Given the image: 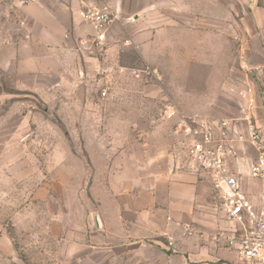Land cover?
Wrapping results in <instances>:
<instances>
[{"label":"rangeland","instance_id":"obj_1","mask_svg":"<svg viewBox=\"0 0 264 264\" xmlns=\"http://www.w3.org/2000/svg\"><path fill=\"white\" fill-rule=\"evenodd\" d=\"M26 1L0 0V264H134L133 250L120 254L98 235L119 192L108 189L102 159L82 156L77 136L140 138L148 150L170 141L179 152L173 124L160 115L164 104L237 118L240 92L264 90V65L250 61L246 47V26L264 22L254 14L264 13V0H143L148 6L136 15L119 14L103 50L87 37L82 48L103 72L89 69L83 94H71L79 85L70 75L40 68L55 57L29 44ZM256 38L263 44L264 32ZM118 119L141 120L142 130L98 126Z\"/></svg>","mask_w":264,"mask_h":264},{"label":"crops","instance_id":"obj_2","mask_svg":"<svg viewBox=\"0 0 264 264\" xmlns=\"http://www.w3.org/2000/svg\"><path fill=\"white\" fill-rule=\"evenodd\" d=\"M30 1H26L29 4L23 9L30 24L26 38L29 44L38 46L39 55L55 57L49 60L48 66L40 68L55 70L60 74L57 75L59 79L70 75L79 85L71 94H83L81 82L96 64V58L82 48L87 37L91 39L93 31L81 17L80 9L83 3L93 4L94 1ZM143 4V0H139L138 6L135 3L126 5L120 0L110 6L118 16L123 13L136 15L138 10L148 6ZM254 14L264 13L257 8ZM246 31V47L253 48L247 53L248 58L264 65V43L255 39L264 32V22L247 25ZM98 67L99 63L95 71ZM252 95L248 116L264 134V90L255 87ZM242 105H246L245 99ZM242 113L239 112L237 117ZM132 124L138 132L142 130L141 120H102L96 125L129 128ZM177 137H174L175 141H179ZM77 138L84 150L82 156L90 160L102 159L103 172L111 175L108 189L119 192L118 198L111 201L117 208L116 214L110 212L103 219L100 217L103 232L98 235L101 234L108 248L118 246L120 254L123 250H133L134 264H239L237 243L228 240L233 234L232 224L217 211L218 198L211 182L204 171L185 168L184 154L172 149L170 141L153 143L148 150L143 148L140 138H135V142H129V138L118 142L91 132ZM253 157L255 151L250 146L239 152L237 174L248 198L257 204L264 184L248 176L246 162ZM118 259L119 263L124 262L120 255Z\"/></svg>","mask_w":264,"mask_h":264},{"label":"built area","instance_id":"obj_3","mask_svg":"<svg viewBox=\"0 0 264 264\" xmlns=\"http://www.w3.org/2000/svg\"><path fill=\"white\" fill-rule=\"evenodd\" d=\"M80 15L93 31L90 47L103 50L118 19L117 12L107 5L83 3ZM102 72L98 67L97 73ZM240 93L246 101L241 117H202L184 113L172 103L164 104L160 115L173 123L185 158L183 166L204 171L211 182L218 198L216 209L232 224L233 234L228 240L237 243L239 264H264V191L258 194V203H252L237 174L239 152L250 146L255 157L246 162L248 176L264 184V134L248 116L253 103L251 89ZM106 94L103 88L100 97Z\"/></svg>","mask_w":264,"mask_h":264}]
</instances>
